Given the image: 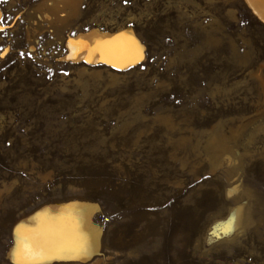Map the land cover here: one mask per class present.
<instances>
[{"label": "rangeland", "instance_id": "374dc122", "mask_svg": "<svg viewBox=\"0 0 264 264\" xmlns=\"http://www.w3.org/2000/svg\"><path fill=\"white\" fill-rule=\"evenodd\" d=\"M92 28L130 29L143 59L72 62ZM74 200L98 206L99 253L56 264H264V23L245 0H0V264L20 218Z\"/></svg>", "mask_w": 264, "mask_h": 264}, {"label": "bare ground", "instance_id": "6f19581e", "mask_svg": "<svg viewBox=\"0 0 264 264\" xmlns=\"http://www.w3.org/2000/svg\"><path fill=\"white\" fill-rule=\"evenodd\" d=\"M245 1L257 19L264 23V0ZM137 45L144 49L130 29L107 32L92 28L67 38V58L72 62L104 63L124 69L143 59V51L142 59L139 56L132 59ZM97 212L96 204L74 200L43 205L26 217L25 214L11 230L13 244L7 251L9 261L14 264L13 252L16 250L19 264L88 262L100 248L101 228L94 222ZM240 217V207L233 209L227 221L219 225L222 232L219 233L215 226L212 233L228 235L240 225ZM18 225L23 227L18 229ZM42 248L45 250L41 251Z\"/></svg>", "mask_w": 264, "mask_h": 264}, {"label": "snow or ice", "instance_id": "6c2138e0", "mask_svg": "<svg viewBox=\"0 0 264 264\" xmlns=\"http://www.w3.org/2000/svg\"><path fill=\"white\" fill-rule=\"evenodd\" d=\"M125 2L127 3V0H125ZM124 34H121V36H123ZM142 51H143V49L141 48V47H139L138 45H137V49H136V54H135V56H133L132 57V59H135V57L136 56H139L141 59H142V55H140L141 53H142ZM129 63L131 62V60H129L128 61ZM115 66V65H114ZM23 226L22 225H18L17 226V228L19 229V228H22ZM213 227H215V225H213ZM26 239V238H25ZM45 249H41V251H44ZM53 250H62V249H53ZM16 255H17V251L16 250H14V252H13V260H14V264H19V262L18 261H16Z\"/></svg>", "mask_w": 264, "mask_h": 264}]
</instances>
